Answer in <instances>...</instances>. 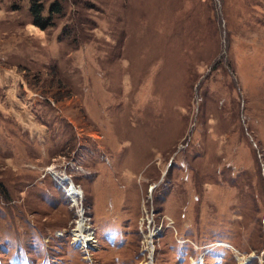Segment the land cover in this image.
Listing matches in <instances>:
<instances>
[{
	"label": "rangeland",
	"instance_id": "obj_1",
	"mask_svg": "<svg viewBox=\"0 0 264 264\" xmlns=\"http://www.w3.org/2000/svg\"><path fill=\"white\" fill-rule=\"evenodd\" d=\"M55 1L0 0V264H264V0Z\"/></svg>",
	"mask_w": 264,
	"mask_h": 264
},
{
	"label": "trees",
	"instance_id": "obj_2",
	"mask_svg": "<svg viewBox=\"0 0 264 264\" xmlns=\"http://www.w3.org/2000/svg\"><path fill=\"white\" fill-rule=\"evenodd\" d=\"M29 12L32 23L40 28H45L52 23L54 15L59 14L62 10L59 2H52L48 7L47 15L43 14L44 5L42 0H29Z\"/></svg>",
	"mask_w": 264,
	"mask_h": 264
},
{
	"label": "bare ground",
	"instance_id": "obj_3",
	"mask_svg": "<svg viewBox=\"0 0 264 264\" xmlns=\"http://www.w3.org/2000/svg\"><path fill=\"white\" fill-rule=\"evenodd\" d=\"M2 79H4V78H2ZM31 129L34 130L33 127ZM62 179L64 181H68L69 182L68 183L69 184L68 187H70V189L69 188L68 189L70 191V194L72 195L71 197L73 198V201L75 202L77 200V197L80 196L79 188L73 183V181H69V177L65 176V177H62ZM80 209H82V208H80ZM83 216H84V214H83V212H81L79 214V218L77 220L76 227H75V229L73 231V237H74L75 240H80L81 244L82 245L85 244V246H86V245H88L90 243V241L92 240L93 237H92V232H90L88 230V228H87V226H86V224L84 222V217ZM151 236H152V233H151ZM85 246H83V247H85ZM241 264H243V263H241Z\"/></svg>",
	"mask_w": 264,
	"mask_h": 264
}]
</instances>
